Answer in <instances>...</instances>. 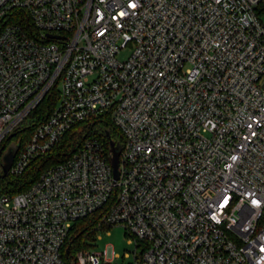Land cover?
Listing matches in <instances>:
<instances>
[{
	"label": "built area",
	"instance_id": "1",
	"mask_svg": "<svg viewBox=\"0 0 264 264\" xmlns=\"http://www.w3.org/2000/svg\"><path fill=\"white\" fill-rule=\"evenodd\" d=\"M100 119L122 137L118 179L88 136L0 194V264H65L72 225L98 211L93 231L123 227L134 264H264V0H0L6 177ZM117 258L84 249L72 264Z\"/></svg>",
	"mask_w": 264,
	"mask_h": 264
},
{
	"label": "trees",
	"instance_id": "2",
	"mask_svg": "<svg viewBox=\"0 0 264 264\" xmlns=\"http://www.w3.org/2000/svg\"><path fill=\"white\" fill-rule=\"evenodd\" d=\"M54 97H46L37 110L31 115V121L26 123L17 133L23 140L30 137L33 128L43 122L54 106ZM28 124V125H27ZM93 136L104 144L106 151H109L110 141L120 150L122 137L118 130L108 119H100L94 124L85 127L79 125L70 132L55 146L50 155L33 161L26 171L18 177H1L0 194L15 195L28 189L46 168L66 161L76 151L84 138ZM2 160H0V166ZM1 173V171H0ZM101 212L98 211L81 220H77L71 227L68 238L62 249V258L65 264H72L74 255L79 250H84V240L95 234L93 227L98 221ZM89 236V237H90Z\"/></svg>",
	"mask_w": 264,
	"mask_h": 264
},
{
	"label": "rangeland",
	"instance_id": "3",
	"mask_svg": "<svg viewBox=\"0 0 264 264\" xmlns=\"http://www.w3.org/2000/svg\"><path fill=\"white\" fill-rule=\"evenodd\" d=\"M130 53L131 50L127 48L117 56V59L119 61H124L128 58ZM15 148L16 146L14 142L8 143L3 150L4 156L10 150ZM89 236L86 238V240H84L85 248L88 251L100 254L106 252L108 247H111L113 254L118 256L117 259L113 260L112 264L135 263V255L137 254L135 252L136 246L135 243L130 240L123 227L114 226L111 228L102 229L98 232H95L92 237ZM134 252L136 253L135 255ZM125 254L127 257H125Z\"/></svg>",
	"mask_w": 264,
	"mask_h": 264
},
{
	"label": "water",
	"instance_id": "4",
	"mask_svg": "<svg viewBox=\"0 0 264 264\" xmlns=\"http://www.w3.org/2000/svg\"><path fill=\"white\" fill-rule=\"evenodd\" d=\"M110 157L109 162L112 168L113 173V179L116 181L118 179V165H119V154L120 150L113 142H110ZM17 152V149L10 150L5 156L2 158V164H1V177H6L8 174V171L12 165V162L14 160L15 154Z\"/></svg>",
	"mask_w": 264,
	"mask_h": 264
},
{
	"label": "snow or ice",
	"instance_id": "5",
	"mask_svg": "<svg viewBox=\"0 0 264 264\" xmlns=\"http://www.w3.org/2000/svg\"><path fill=\"white\" fill-rule=\"evenodd\" d=\"M135 5H133V7H134Z\"/></svg>",
	"mask_w": 264,
	"mask_h": 264
}]
</instances>
